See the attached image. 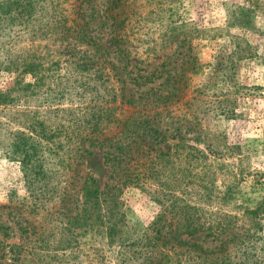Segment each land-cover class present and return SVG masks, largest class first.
<instances>
[{
    "label": "trees",
    "instance_id": "obj_1",
    "mask_svg": "<svg viewBox=\"0 0 264 264\" xmlns=\"http://www.w3.org/2000/svg\"><path fill=\"white\" fill-rule=\"evenodd\" d=\"M6 1L0 21L7 23L19 17L28 20L36 2ZM97 1L79 0L72 11L73 25L58 26L57 33L73 38L71 46H44L45 53L39 45L31 46L25 56L10 58L4 66L16 75L13 86L0 92L2 106L13 103L17 92L33 96L47 82L50 89L47 80H53L60 66L81 69L77 81L83 85L92 78L109 100L46 109L49 114L66 113L63 125L20 124L15 153L27 191L16 205L22 242L2 250L1 256L19 264L26 255L66 250L56 244L71 242L66 239L71 236L88 244L85 237L92 233L90 252L96 264H104L105 247L115 251L118 264L132 260L137 264H264V195L250 202L243 191L248 182L238 174V160H242L238 144L227 142L216 128L220 116L238 117L234 75L243 51L238 49V35L232 36L229 50L212 56L217 74L206 76L196 46L186 45L185 39L158 60L156 52L167 41L164 32L176 28L167 24L166 31L160 32V44L146 45L145 66L140 68L131 57L128 38L119 30L125 18L108 13L111 4L117 7L120 0H104L95 17L79 22L86 18L82 7L95 11ZM164 1L171 10L178 0ZM226 12L229 24L250 29L248 6L227 7ZM93 23L97 31L108 24L107 38L93 29ZM68 50L74 53L64 55ZM28 73L34 82L24 81ZM129 86L135 87L136 95L127 93ZM139 88L144 89L138 93ZM124 104L130 110L123 109ZM62 132L64 136L58 138ZM95 148L108 171L103 184L90 171L82 174L81 166ZM128 187L140 189L159 205L148 225L128 214L120 196ZM48 200L53 203L43 218H55L61 231L52 238L43 233L41 221L24 215L30 208L38 214L39 206Z\"/></svg>",
    "mask_w": 264,
    "mask_h": 264
},
{
    "label": "rangeland",
    "instance_id": "obj_2",
    "mask_svg": "<svg viewBox=\"0 0 264 264\" xmlns=\"http://www.w3.org/2000/svg\"><path fill=\"white\" fill-rule=\"evenodd\" d=\"M35 1L28 20L26 17H19L9 23L0 21V92L8 91L14 84L16 74L4 69L10 58L25 56L26 50L31 46L39 45L41 47L39 50L45 53L44 46L59 47L64 44L67 47L74 41L71 36L64 37L57 32L58 26L73 25L72 11L79 0ZM6 2V0H0V13L5 8ZM97 3L99 7L95 11L89 6L82 7L86 18L79 20L81 24L85 20L90 21L91 15L95 17V14L104 8V0H98ZM164 3V0H120L117 7L111 4L108 13L114 15V12H118L120 18H125L121 21L119 30L123 31L128 38L131 44V57L140 68L145 66L143 62L148 53L145 50L146 45L154 41L160 44L162 40L160 32L166 31L167 24L176 28L164 32L166 35L163 38L167 41L156 52V56H160L158 60L170 54L179 42L185 39L186 45L192 42L196 46L206 76L217 74L213 71L212 56L221 50L224 52L229 50L232 36L238 35V49L243 50L241 57L238 58L234 75L238 82V117L227 119L220 116L216 122V128L224 134L227 142L238 144V157L242 156L239 157L242 160H238V174L241 173L248 182L243 187V191L247 193L250 202H255L264 195V0H178L171 10H167L168 7L163 5ZM239 5H246L251 10L250 29L243 30L238 27V24L227 22L226 8L235 9ZM110 21L113 20L110 19ZM91 26L96 30L98 25L93 23ZM106 26L108 24L96 30L104 38H107L108 29H104ZM10 44H14L11 52L7 51L10 49ZM249 48L250 52L247 51ZM70 53H74V50L65 51L64 55ZM149 55L152 53L149 52ZM48 58L52 57L48 56ZM71 58L63 57L62 60ZM156 62L148 65L147 68H151ZM134 70L138 69L134 68ZM80 71L81 69L76 66L68 69L60 66L54 71V81L47 80L51 83L50 89L47 87L49 84L47 82L38 94L27 96L24 93L17 95V92L13 103L6 106L0 105V264H6L4 260L12 264L8 256L5 258L1 256V252L8 250L12 244L22 242L19 238L20 227L16 222V205L21 198L27 196V191L17 153H15L17 131L21 130L20 124L43 121L45 124L63 125L66 121V113L49 114L46 109L70 105L80 107L101 103L102 99L109 100L106 91L99 89L96 83L93 84L92 78L85 80L81 85L77 81L79 73L83 72ZM34 80L35 77L32 74H25V82H34ZM116 86L119 87L118 83ZM142 89L144 88H139L137 92L139 93ZM134 90L135 87L132 89L130 86L127 87V93L133 91L136 95ZM119 101L116 102L118 105H120ZM123 109L130 110V107L124 104ZM63 136L62 132L58 138ZM93 151L94 154L86 158L81 166L82 174L90 171L100 184H103L108 171L100 151L96 148ZM57 183L54 182V184ZM80 184L76 183L78 187ZM120 196L129 208L128 214L143 225H148L159 211V205L138 188H125ZM52 203L51 200L45 201L39 206L38 214L31 208L24 213L29 220L41 221L43 233L50 238L54 235L59 236L61 232L58 228L60 224L55 218H43ZM75 232L81 233L78 230ZM94 237L92 233L88 234L85 237V243L88 244H84V239L80 240L71 236L66 238L71 242L64 241L62 245L56 244L57 248L65 247L66 250H53L34 257L26 255L19 264H41V262L44 264H96L90 252ZM104 250V264H118L114 257L115 251L106 247ZM80 251H85V254L83 252L82 256ZM128 264L137 263L132 260Z\"/></svg>",
    "mask_w": 264,
    "mask_h": 264
}]
</instances>
